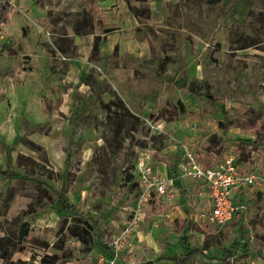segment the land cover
Listing matches in <instances>:
<instances>
[{"label":"rangeland","instance_id":"obj_1","mask_svg":"<svg viewBox=\"0 0 264 264\" xmlns=\"http://www.w3.org/2000/svg\"><path fill=\"white\" fill-rule=\"evenodd\" d=\"M13 4L5 24L17 36L0 34V168L29 180L0 177V264H96L112 257L122 232L119 264H177L194 247L203 255L189 264H264L261 157L236 161L261 181L235 199L231 221L200 224L184 238L179 211L196 202L200 185L195 192L194 181L173 180L163 197L169 208L142 216L134 209L139 178L126 180L140 153H154V165L166 160L159 168L168 175L184 145L194 143L209 166L240 139L264 143V0ZM125 66L130 84L116 88L109 76ZM177 100L184 113L155 118ZM249 108L259 126L247 132L239 124ZM211 135L222 137L220 153Z\"/></svg>","mask_w":264,"mask_h":264},{"label":"built area","instance_id":"obj_2","mask_svg":"<svg viewBox=\"0 0 264 264\" xmlns=\"http://www.w3.org/2000/svg\"><path fill=\"white\" fill-rule=\"evenodd\" d=\"M193 146L196 147L194 143L184 145L174 155L178 179L192 180L200 185L204 192V198L201 199L203 204L197 208L196 201L189 213V219L199 225L205 224L220 229L231 221L239 210L234 203L235 199L245 190L259 184L261 177L252 171L239 168L232 151L225 153L220 163L208 166L195 154ZM154 158V153H140L135 171H131L132 177L136 175L135 177L139 178V194L134 209L135 213H141L142 216L146 215L151 200L157 201L164 197L168 189L170 192L174 191V178L159 168L160 165L166 164V160L160 162V165H154L151 162ZM124 234L122 232L111 242L112 257L106 259L102 256L96 264H119V251L125 240Z\"/></svg>","mask_w":264,"mask_h":264},{"label":"trees","instance_id":"obj_3","mask_svg":"<svg viewBox=\"0 0 264 264\" xmlns=\"http://www.w3.org/2000/svg\"><path fill=\"white\" fill-rule=\"evenodd\" d=\"M15 7L13 5V0H0V32H1V25L6 23L8 20V16L14 11ZM148 9H144L143 12L148 13ZM79 34L78 32H76ZM98 54V45L97 42L94 43V45L91 48L90 51V59H93ZM185 106L184 103L181 100H177L175 104L172 107H168L167 105L157 113L155 118L157 120H165L167 122H172L176 119L177 115L180 113H184ZM245 119L241 121L239 124V128L244 131H250V130H256L259 126L258 124V115L256 111L252 108H249L245 111ZM219 127L223 130L226 129V126L223 123H219ZM209 145L211 148H214V152L220 153L224 147L225 143L222 140V137L219 135H211L208 139ZM236 156L237 162L242 163H248L253 164L255 163L254 157L259 156L262 160H264V143H261L257 140H251V139H240L237 142L236 151H234ZM214 154V153H213ZM215 155V154H214ZM216 156V155H215ZM169 163V170L171 171V175L173 176L174 180H178L177 177V171H176V162H168ZM0 177L4 178H15V179H21V180H29L26 176L18 175L17 173H9L6 170H3L0 168ZM133 179L132 175L129 174L127 176V182H131ZM168 209L167 204L165 203H156L153 200L150 201L149 204V211L154 213H160L162 210ZM256 223L258 227L264 231V215L259 217L256 220ZM192 224L189 221H185L183 225L180 227L181 232H185L189 228H191ZM236 226H240V222L238 221L236 223ZM183 233L181 238H184ZM29 235V229L25 227V225H21L19 229V236L24 238ZM109 250L106 249L105 252H108ZM203 255V251L198 248L194 247L191 250L187 251L182 258L176 259L177 264H189L190 261L193 260V257L195 255ZM245 258H248V255H244ZM224 260V259H223ZM224 262V261H223Z\"/></svg>","mask_w":264,"mask_h":264},{"label":"crops","instance_id":"obj_4","mask_svg":"<svg viewBox=\"0 0 264 264\" xmlns=\"http://www.w3.org/2000/svg\"><path fill=\"white\" fill-rule=\"evenodd\" d=\"M14 1V0H13ZM14 5V4H13ZM146 9H148V8H146ZM149 10V9H148ZM10 17V15L8 16V18ZM9 29H11L10 31H8ZM2 33H4L6 36H8V37H15V36H17V31H16V29H14V27H12V26H10V25H8V24H2L1 25V32H0V34H2ZM78 35L79 34H77L76 32H74L72 35H68L69 36V38H71V40H73V42H74V44H78L77 42H80V41H77L78 39L80 40V38L78 37ZM74 37V38H73ZM26 48V47H25ZM131 68L132 67H129V66H125V67H123V69H117V70H115V72L114 73H112L110 76H109V81H110V83L113 85V86H117L116 88H120V87H122V88H124L123 86H125V84H127V85H129L130 84V81H131V79H132V73H131ZM119 91H121L120 89H119ZM125 93L124 94H126V91H124ZM126 95H128V94H126ZM126 100H127V102H128V104H129V106H135L136 105V103H135V101L133 100V99H131V98H128V96H126ZM60 105H61V99H58L57 101H56V108H59L60 107ZM233 152V151H232ZM169 176H172L171 175V171H169V174H168ZM173 177V176H172ZM184 179H180V181H183ZM179 181V180H178ZM197 186H198V184H196V188L194 189V191L196 192L197 191ZM187 189H189V187L187 186L186 187ZM200 188L201 189H198V197L196 198L197 200V203L196 202H194L193 203V205L191 204V203H187V201H185L186 203V206H182V209L184 210L183 212H182V210H180L179 211V214H180V216H181V220H182V225H183V223L185 222V221H189V222H191V224H192V226H191V228H189L188 230H194V229H203V226L202 225H199V224H197V223H194V222H192V221H190V219H189V213L191 212V210H192V208H190V207H194L195 206V203H196V207L197 208H199L200 206H201V204H203V202L204 201H202L201 199L202 198H204V192H203V189H202V187L200 186ZM175 190V189H174ZM248 191H251V188L250 189H247V190H245L242 194H241V196L239 197V199H243V197L248 193ZM177 192H178V190H177ZM154 201V200H153ZM154 202H156L157 204L158 203H165V204H167V207L169 208V206H168V203L164 200V198L162 197V198H160L159 200H157V201H154ZM188 205H189V207H188ZM184 207V208H183ZM186 207H187V209H186ZM147 213H150V211H149V207H148V209H147ZM146 213V214H147ZM181 225V226H182ZM180 226V227H181ZM187 231V230H186ZM183 233H185V232H183ZM122 264V263H121Z\"/></svg>","mask_w":264,"mask_h":264}]
</instances>
